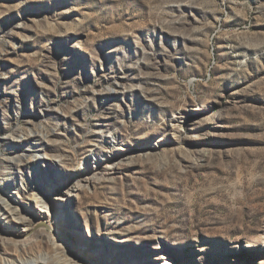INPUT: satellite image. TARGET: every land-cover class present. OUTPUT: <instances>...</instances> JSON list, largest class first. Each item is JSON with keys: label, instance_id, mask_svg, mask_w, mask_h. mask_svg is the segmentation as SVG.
<instances>
[{"label": "rangeland", "instance_id": "374dc122", "mask_svg": "<svg viewBox=\"0 0 264 264\" xmlns=\"http://www.w3.org/2000/svg\"><path fill=\"white\" fill-rule=\"evenodd\" d=\"M42 179L54 233L4 248L0 209L6 259L50 233L79 264H264V0H0V194L33 223Z\"/></svg>", "mask_w": 264, "mask_h": 264}, {"label": "bare ground", "instance_id": "6f19581e", "mask_svg": "<svg viewBox=\"0 0 264 264\" xmlns=\"http://www.w3.org/2000/svg\"><path fill=\"white\" fill-rule=\"evenodd\" d=\"M31 133L32 132H28V134H31ZM21 135L20 137H18L19 139L22 138ZM39 156L41 158H44L42 154L41 155L32 154V155H28V158H25V159L30 160L31 158H34V157L39 159ZM92 157H93L92 159L86 158L83 160V164L81 165L82 167L80 170L84 171V173L82 174L85 180L83 182H79L78 184L74 185L72 187V192H78L81 189H83V187H86L84 182H89L92 175L97 174V172H99V167H100L99 161L105 160L106 158H108V155H103V158L100 159V156H97L96 154L93 153ZM90 162H93V167H94L93 169L95 170L94 173L93 172L90 173L87 169L88 167L87 163H90ZM111 166H109L108 168L110 169ZM44 174L47 176H51V174H53V170L50 168L49 169L47 168ZM58 176L59 175H57V177ZM43 181L44 179H42V181H39L37 186H32L31 188L32 203L35 204L37 207L41 208L42 210L43 209L45 210V211L41 210L39 212V216H37L35 223L32 222L33 215L27 216V215L22 214L20 212L22 210H20L19 208L14 206L11 202H9V200L7 199V196L4 193L3 195L0 194L1 212L4 213L5 216H7V219H10L14 223L24 227V229L20 228V230L17 233L18 242L11 241V236L7 232L3 231L4 232L3 233L0 229V232L3 233L2 243H1L2 247L5 248L7 243H11L16 248L20 246L19 244H21L22 247H26L27 244L30 243L29 241L34 239V237L38 233V230H41V229H48L52 233H54V226L51 224V219L49 218L50 217L49 203L52 199V194L54 190L57 192H60L58 193L59 197H62L64 195L63 193H66V192H62L60 191V188H58L60 186L59 181L55 184L51 183L54 188L57 187L56 189H53L52 187L51 189L46 188L43 184ZM22 187H24L23 182L19 186V189H21ZM19 199L20 197L16 196V201L19 202ZM47 216H49L48 217L49 220H47ZM45 241L47 242L48 245H51L53 247V250L51 249L49 252L41 253L39 257H36L35 259H26L23 256L22 257L17 256V260L16 259L9 260V259L4 258L0 254V264H40L41 260L48 261L49 263L53 261L54 264H79L76 258V255L67 254V252L64 251L62 246L59 243H57L55 236L53 234L45 233Z\"/></svg>", "mask_w": 264, "mask_h": 264}]
</instances>
